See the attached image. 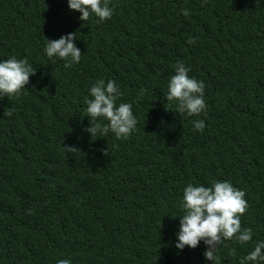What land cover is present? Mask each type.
Returning <instances> with one entry per match:
<instances>
[{
    "label": "trees",
    "instance_id": "obj_1",
    "mask_svg": "<svg viewBox=\"0 0 264 264\" xmlns=\"http://www.w3.org/2000/svg\"><path fill=\"white\" fill-rule=\"evenodd\" d=\"M107 2L97 23L67 0H0V59L35 71L0 97V264H212L202 243L174 244L183 188L215 180L245 193L252 240L222 241L213 262L239 264L264 240V0ZM73 32L79 63L44 55L45 38ZM177 62L204 82L200 116L164 98ZM97 79L132 105L126 139L83 131Z\"/></svg>",
    "mask_w": 264,
    "mask_h": 264
},
{
    "label": "clouds",
    "instance_id": "obj_2",
    "mask_svg": "<svg viewBox=\"0 0 264 264\" xmlns=\"http://www.w3.org/2000/svg\"><path fill=\"white\" fill-rule=\"evenodd\" d=\"M67 6L69 10L79 12L78 19L83 22L92 16L97 23H102L113 15V8L107 0H67ZM181 14L187 16L188 10L181 9ZM76 38L75 32L61 35L58 39L45 38L43 53L49 59L64 61V67L71 68L80 62L82 55L74 43ZM189 43L193 41L189 40ZM189 71L183 63L177 62L174 74L167 82L164 98L166 101H175L177 113H185L190 117L200 116L207 108L205 85L203 81L189 76ZM34 73L26 59H0V97L19 95ZM121 95L114 80L97 79L88 89L90 98H85V115L89 125L83 131L91 137L111 133L116 139H126L132 134L137 119L130 103H116ZM192 125L197 131H203L205 121L196 119ZM244 196L243 190L234 187L228 180H215L210 186L188 183L182 191V215L178 216L174 247L183 251L186 246L195 249L202 243L205 246V260L213 264L222 241L234 240L245 244L252 240V229H241V217L248 207ZM261 262H264V240L257 241L252 250L240 259L239 264ZM56 264H71V261L59 259Z\"/></svg>",
    "mask_w": 264,
    "mask_h": 264
}]
</instances>
